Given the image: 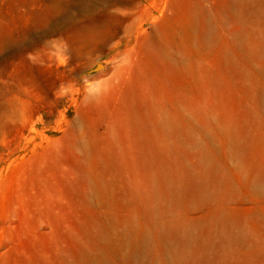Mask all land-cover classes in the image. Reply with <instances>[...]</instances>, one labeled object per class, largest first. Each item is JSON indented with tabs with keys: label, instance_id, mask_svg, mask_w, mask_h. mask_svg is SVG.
<instances>
[{
	"label": "rangeland",
	"instance_id": "obj_1",
	"mask_svg": "<svg viewBox=\"0 0 264 264\" xmlns=\"http://www.w3.org/2000/svg\"><path fill=\"white\" fill-rule=\"evenodd\" d=\"M209 22L219 41L202 48L195 30ZM190 106L217 128L223 152L200 136L178 158L158 112L189 118ZM183 189L187 215L235 208L249 217L234 237L262 229L226 241L228 227L212 222L186 264H264V0H0V264H171L147 229L157 190L175 196L164 201L172 217ZM210 189L216 198L198 197Z\"/></svg>",
	"mask_w": 264,
	"mask_h": 264
},
{
	"label": "bare ground",
	"instance_id": "obj_2",
	"mask_svg": "<svg viewBox=\"0 0 264 264\" xmlns=\"http://www.w3.org/2000/svg\"><path fill=\"white\" fill-rule=\"evenodd\" d=\"M203 29L204 28H202L201 31L195 30L197 34L194 33L196 35L195 37L197 38V43L200 45V47L202 48L210 47L214 45L217 41H219L218 40L219 28L216 23L212 22L210 24L209 22V27L205 30ZM160 34L161 36L163 35L161 30L159 32V35ZM158 38L160 39L159 43L161 45H164L163 43L164 36L163 38L161 37H158ZM145 39L146 41H149V36H146ZM165 43L167 44V42ZM258 52L259 50L257 49H254L252 51L253 54H257ZM201 54H204V53H201ZM192 69L195 70V67L193 66V64H192ZM196 71H198L197 68H196ZM198 76H200V74ZM188 112L189 113L187 115L189 116L190 119L187 118L185 116L186 114H183L181 110L179 109L178 110L163 109L158 112L159 115L157 118L159 119V121L157 123L160 126L161 133L164 136H168L172 140V144L174 145L173 150L179 156L178 158H180V156L181 157L184 156L182 147L184 145H188V146L195 145L197 137H200V136H202L203 139L208 137V139L211 140V142L213 143L215 152L217 151L223 152L225 147H224L223 141L220 138L221 134L220 133H219L220 135L218 134L216 130L217 128L215 129L211 126L210 120L207 118L205 113H203L199 109V107H194V106L192 107L190 106V108L188 109ZM223 125L226 128L228 136L232 140L231 142L235 148L236 153L240 154L242 151L241 132L234 125H231L229 120L224 121ZM201 147H202L201 157L205 158L207 162H210L211 169L215 168L217 166V163L215 161L216 157L214 156V152L212 153V149H208V147L203 144H201ZM159 151L167 155L170 153V149L168 146L166 148L162 147L161 150ZM188 169L190 171H194L195 173L197 172V166L194 164H191L190 168L188 167ZM227 174L226 175L223 174V177H222L225 183H232L236 187H239V188L242 187L239 180L235 179L232 176L230 177ZM165 175L168 178H173V179L186 178L185 176L186 174H184L183 169H181L180 171L179 170L176 171L174 169L166 168ZM220 182L221 180H219V183ZM255 186L257 187V189L263 188L261 181H258L257 184H255ZM161 190L160 191L157 190L158 204L154 208V212L157 214L158 219L157 221L149 225V228L147 229V234L154 241L157 240L158 242L162 244V246H164V248L167 250V252L170 255L171 264H186L187 263V254L193 249V245H194V244L191 245L192 242H195V243L198 242L199 237H200V234H199L200 230H204L206 226L211 224L212 222L220 221V222H223L228 227L227 231H225V234H224L226 241H237V242L246 241V240H249L250 238L258 236L259 233L262 232V229H259V227H256V225L254 226L252 225L246 228L242 227V229H239L240 232L238 233L237 237H234L235 233L234 231L231 230V227L238 225L240 222L246 219V217L247 219L249 217L248 214H245L244 211L241 212L235 208H221V210L212 208V209L207 210L205 213H203L202 215L198 217L187 215V213H185L184 211V206H183L185 201H181V200L183 199V194H187V191H189L188 189H183L182 192L181 191L178 192L176 199L177 201H179V203L176 205L172 203L171 208H170L173 210L176 209L178 211L174 213L172 217L170 216L167 217L166 216L167 208L165 206L164 201L174 200L175 196L169 192H165ZM198 197H200L201 200H203L204 198L214 199L216 198V191L214 189H210L209 191L206 192V194L202 192L199 193ZM146 201H144L143 203H145V205H148L149 202H146ZM179 204L181 205V207L178 206ZM256 213L259 217H262L264 219V208L256 210ZM210 247L213 248V244H211ZM210 262H211L210 257L204 256L203 259L200 261V264H209Z\"/></svg>",
	"mask_w": 264,
	"mask_h": 264
}]
</instances>
